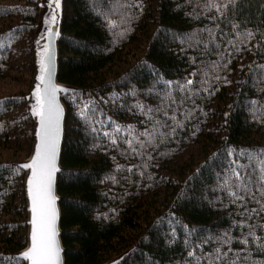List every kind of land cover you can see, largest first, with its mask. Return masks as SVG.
Segmentation results:
<instances>
[{
    "label": "trees",
    "instance_id": "1",
    "mask_svg": "<svg viewBox=\"0 0 264 264\" xmlns=\"http://www.w3.org/2000/svg\"><path fill=\"white\" fill-rule=\"evenodd\" d=\"M41 12L0 0V264H25ZM58 51L64 264H264V0H64Z\"/></svg>",
    "mask_w": 264,
    "mask_h": 264
},
{
    "label": "water",
    "instance_id": "2",
    "mask_svg": "<svg viewBox=\"0 0 264 264\" xmlns=\"http://www.w3.org/2000/svg\"><path fill=\"white\" fill-rule=\"evenodd\" d=\"M46 12L41 18V29L37 33L34 42V55H35V72L33 76L32 85L29 92V108L30 112L34 118V141L29 157L23 164L30 163L36 155L37 147L41 143V138L39 133L42 132L41 117L36 114L43 105L45 114L47 115V105L48 96L45 95L44 87L45 84L41 83L40 77L43 75L45 83L48 82L47 73H42V66H47L51 71V81L49 87V95H51V88L58 89L54 93V103L53 110L55 114V108L59 109V131L56 139V151H55V171L52 173L51 177V190L50 196L54 201L51 205L55 210V240L59 248V264H64V248L61 242V212L59 206V196L57 194V182L58 175L61 170V156L64 143L65 135V119H66V109L62 102V94L69 91L71 88L61 84L58 81V71H59V51L58 42L61 35L63 15H64V0H59V8H55L54 0H45ZM55 15V22H52V16ZM50 58V59H49ZM39 86V87H38ZM26 169L24 189L26 196V206H27V244L23 251L20 252V256L24 259L25 264H32L30 257L26 258L22 254L28 252L32 247V232H33V200L32 192L36 189V184H29V180L33 178V170ZM37 220L39 219V212L36 214ZM128 252L114 258L113 260L105 264H121L127 257Z\"/></svg>",
    "mask_w": 264,
    "mask_h": 264
},
{
    "label": "snow or ice",
    "instance_id": "3",
    "mask_svg": "<svg viewBox=\"0 0 264 264\" xmlns=\"http://www.w3.org/2000/svg\"><path fill=\"white\" fill-rule=\"evenodd\" d=\"M55 8H59V0H54ZM55 15L52 16V22H55ZM50 59V58H49ZM42 73H47L48 82L45 83L44 76L40 77L41 83L45 84L44 92L48 96L47 115L45 114L43 105L36 112L41 117L42 132L39 133L41 143L37 147V152L33 160L20 167L33 170V178L29 180V184H36V189L32 192L33 200V232L32 247L28 252L22 255L26 258L30 257L32 264H59V248L55 240V210L51 206L53 200L50 196L51 177L55 171V151L56 139L59 131V109L53 110L54 93L58 90L51 88L49 95V87L51 81V71L47 66H42ZM191 83V81H189ZM39 87V86H38ZM37 212L39 219L37 220Z\"/></svg>",
    "mask_w": 264,
    "mask_h": 264
},
{
    "label": "rangeland",
    "instance_id": "4",
    "mask_svg": "<svg viewBox=\"0 0 264 264\" xmlns=\"http://www.w3.org/2000/svg\"><path fill=\"white\" fill-rule=\"evenodd\" d=\"M40 2H41V10H42V12H41V15H40V20H39V27H38V29H37V31H36V35H37V33L39 32V30L41 29V18H42V16H43V14L46 12V7H45V0H40ZM35 35V36H36ZM35 72V71H34ZM34 76V75H33ZM33 81V80H32ZM31 85H32V83H31ZM31 88V87H30ZM63 95V94H62ZM29 157V156H28ZM27 160V159H26ZM25 162V161H24Z\"/></svg>",
    "mask_w": 264,
    "mask_h": 264
}]
</instances>
